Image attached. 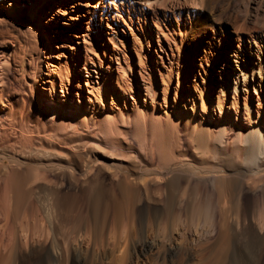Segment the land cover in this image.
Here are the masks:
<instances>
[{
	"label": "rangeland",
	"instance_id": "1",
	"mask_svg": "<svg viewBox=\"0 0 264 264\" xmlns=\"http://www.w3.org/2000/svg\"><path fill=\"white\" fill-rule=\"evenodd\" d=\"M129 1L130 3L127 6L121 0H77L74 3L70 2V7H67L76 9L72 16L77 18V23L81 26L75 32L78 34L77 37H74L70 36L72 32L67 34L61 31L58 32L63 25L51 21L50 17L45 23H40L38 26L35 23V29H27L23 21L24 17L22 18L20 13L21 10L26 9L29 0H0V60H3L4 67L7 68L5 71V78L7 77V79H4L6 85L4 84L2 89V98L7 109H11L12 112H20L22 122L26 123L25 119L28 116H33L34 121L33 123L29 121L31 128H29L28 134L23 135V140L19 138L20 134L15 131L16 128L7 130V134L12 132L11 136L9 135L10 138H8L9 143L17 141L20 148H16L10 153L3 152V154L5 153V157H2L3 166H16L24 169L39 164L48 165V167H52V170L46 171L47 176L57 183L61 182V173L64 172L72 181L70 182L71 192L79 195H77L79 199L78 213L82 214L80 220H83L86 204L79 192L83 188L84 162L92 157H97L100 162L91 168V172L99 174V177L104 179L103 182L108 183V179L112 174H120L114 164L117 160L125 163L137 158L138 155L143 160L150 162L145 148L148 149L154 144L158 133L160 136L164 135V138L168 137L169 139L167 146L169 152L179 142L177 147L179 152L176 154L179 156L173 159L172 156L167 155L168 164L165 168L179 170L180 174L184 175L190 183L188 189L186 188L187 190L185 189L186 191L184 190L182 193L181 199L173 206L174 211L172 210V212L176 218L173 217L172 226L175 230L174 234L176 233L179 236H175V238L179 239L180 242H187L190 250H188L189 258L191 259L186 262L187 264H213L214 259L211 254L214 249L212 245L215 243L216 237L214 236H216V232L209 236L210 240L206 236L203 237L202 234H204L205 228H203L201 218L197 217L189 221L186 206L189 200H197L196 205L200 208L209 207L208 209L214 213L215 219L218 217L220 205H222L221 208L224 211L229 207L228 193L223 191V195H221L222 189L219 188L218 190L217 185L215 186L217 183H212L211 180L215 175H220V173L216 174L217 171H222L220 162L213 157L214 155L212 156V149L214 146L219 149L220 147H226L227 150H225L228 152L233 148V144L238 147L243 146L242 142L235 143L234 138L238 131L242 138L248 132L249 127L246 125L248 114L243 110V106L251 101L254 110L251 115L253 120L256 119V115L260 111L256 104L260 98L259 96L264 93L262 92V89H264V83H262L264 60H259L258 64L253 66L255 70L258 68L261 73L260 83L255 87L256 95L245 93L246 82L238 84L240 88L234 94L232 76L229 77V80L226 78L221 79L220 75L216 73L213 74V70L222 67L220 64L225 62L222 59L217 60L214 40L212 41V37L209 38V36L212 32L216 33L219 26L233 23L242 26L243 24L245 29L250 30L254 37L256 36V46L259 47L264 38V0ZM5 4L9 5L6 6ZM9 8L14 11L17 10V13L14 15V13L9 12ZM86 11L95 13L94 19ZM52 18L58 20L56 16ZM100 18L101 22H99ZM100 28L104 31H99ZM46 29L48 30L46 31ZM238 31L244 35L243 30ZM12 51L16 53L12 54ZM52 51L54 57H52ZM13 59L20 63L17 64ZM5 62L9 64V67L5 65ZM47 63L50 69L57 73L53 77L57 82H61V88L59 85L55 86L57 90L60 89L61 91V93H57L59 99L64 100L68 95L74 99L75 96L71 93L77 91L78 86L81 87L79 88L82 89L84 96L89 91L97 93L108 70L109 74L120 78V83L125 89L133 94L135 93L136 98L138 96L139 103L135 102L136 98H129L127 93L124 97L125 108L122 99L119 100L117 96L112 95L110 97L109 95L108 103L107 101L100 102L98 100L93 112L79 108L80 112H77L82 113L83 123L86 122L85 126L79 119L75 118L74 113L76 112H67L66 107L68 108V105H64L62 102L57 112L59 115L56 116L52 108L47 105L49 102L44 97L47 95H44V91L41 90V86L47 90L50 89V85L46 81L51 79L46 78L48 73ZM230 63L233 65L232 61ZM80 69L83 70V79L80 80L79 85L77 73ZM59 73L62 74L58 75ZM66 75L69 77L64 78ZM86 78L88 82L85 86ZM214 79L216 80V86L212 85ZM142 83H146L149 87L150 95L154 93L153 86H156L159 91V105L149 103L153 105L150 110H155L157 122L160 123L157 125L159 132L154 133L155 135L153 131L150 133V121L152 119L150 111L141 110L139 105L143 104V90L140 91L138 88L139 84ZM180 90L192 93L193 99L197 103L203 101L205 104H214L213 106H215L216 101L224 105L237 103L238 110L236 109L237 112L232 110L230 117L233 119L237 115V118L241 120L240 130L237 129V123L233 119L229 123L230 126L224 128L222 138L214 125L216 119L208 120L207 116L203 119L204 122L201 121L200 123L199 121L197 128L199 130L192 137L195 139L198 132L203 133L202 146L189 143L191 139L188 138V134L182 125H177L174 128L171 124L173 121L166 122V117L174 102V91L179 93ZM165 96H167V99L164 101ZM54 100L57 102V99L54 98ZM177 101L180 103L182 99L177 98ZM137 106L142 116H138V122L135 118V108ZM105 114L110 117L111 123H108V126L104 125L105 128H101L100 122ZM0 118L3 120L5 118L2 112H0ZM249 124L252 125L253 122ZM134 127L136 130H134ZM103 130L104 133H107L105 136ZM137 132L140 134L142 132V144L139 142L140 134ZM30 133L32 134L29 136ZM106 135L110 137H106ZM108 138H111L114 143L125 142L123 144L128 145L130 150L125 152L123 149L116 147L115 144L110 146ZM175 142L177 143L175 144ZM155 157H153L154 160ZM16 163L20 165H15ZM58 164H62L65 169L63 168L60 171L57 167ZM155 164L156 160L151 165L153 168L145 166L144 170L149 173L156 171L158 174L164 172L161 169L156 170L154 168ZM110 165L114 167L110 168ZM262 174L264 172L259 175ZM222 182L218 185L222 186ZM226 184L224 181L223 185L226 186ZM257 193V191H243L240 200L243 207L248 209L249 216H253L254 220L258 222H263L264 210H261L259 204H254ZM222 196L227 199L223 198L222 200ZM143 197L142 194L135 195L134 205L144 208L149 206ZM154 201V205L150 204L151 207L160 208L163 204L162 202L158 203L157 199H154ZM79 222L81 223L79 226L83 224V222ZM72 226L69 231V254L71 255L75 251V245H79L81 249L80 252L77 250L78 253H83V243L80 244L76 241L77 233L79 234L78 224ZM81 228L83 227L81 226ZM81 228L79 231H82ZM197 233L201 234L197 236ZM182 235L184 236L183 239ZM57 237L59 238V235ZM196 237L197 240L195 241L194 238L196 239ZM189 240L194 241L192 243ZM206 247L210 249L206 253L207 260L194 259V256ZM259 259L258 264H264V250Z\"/></svg>",
	"mask_w": 264,
	"mask_h": 264
},
{
	"label": "bare ground",
	"instance_id": "2",
	"mask_svg": "<svg viewBox=\"0 0 264 264\" xmlns=\"http://www.w3.org/2000/svg\"><path fill=\"white\" fill-rule=\"evenodd\" d=\"M76 1L29 0L26 9L21 10L20 15L22 18L24 17L23 21L27 29L34 28L35 23L37 26L40 23H45L50 17L51 21L63 25L58 32H65V34L72 32L70 36L77 37L78 34L75 32L81 26L77 23V18L72 16L76 9L68 8L70 7V2L74 3ZM121 1L125 2V6L130 3L129 0ZM8 11L14 13V15L17 13V10L14 11L10 8ZM86 12L94 19L95 13L91 11ZM55 16L58 17L57 21L55 18H52ZM99 22H101V18ZM52 26L56 27L57 25ZM217 30L216 33L212 32L209 38L212 37V41L214 40V50L217 60L222 59L225 63L220 64L222 67L214 69L213 74L220 75L221 79H229L232 76L234 94L240 88L238 84L246 82L245 93L256 95L255 87L260 83L261 73L258 71V68L255 70L253 66L254 64L257 65L259 60H264V38L263 42L260 41L262 44L257 47L256 36L254 37L250 30L245 29L243 24L242 26L235 25V23L226 24L219 26ZM238 30H243L244 35L242 32L240 34ZM99 31L103 32L104 30L100 28ZM14 53L16 52L12 51V54ZM74 55L76 57L75 53ZM52 57H54L53 51ZM0 61L3 62V60ZM231 61L233 65H231ZM2 62H0V112L5 115V118L4 120L0 118V264H187L186 262L191 260L188 253L189 248L187 242L182 240L184 238L183 235L181 239L183 242L175 238L178 234H174L175 230L172 226L174 215L172 210L174 211V204L181 199L182 193L186 188L188 189L190 183L184 175L180 174L179 170H174V168L168 170L165 168L168 164L167 155L169 157L172 156L173 159L179 156L176 155L179 152L177 149L179 142H175L177 146L169 152L167 151L168 137L164 138V135L160 136L158 133L157 125L160 123L157 122V113L155 110H150L153 106L152 104L159 105L158 88L153 86L154 93L150 95V89L146 83L139 84L138 87L140 91L143 90V104H139L141 110H145V112L150 111L152 115V119L150 118L151 124L149 123L150 133L152 131L153 134L158 133L154 144L150 143L152 145L148 149L145 148L150 162L143 160L138 155L137 158L129 159L130 161L125 163L115 160L116 163L114 164L120 174H112L110 179H108L109 182L104 183V179L99 177V174L91 172V168L99 164L98 158L92 157L86 160L83 164L85 172L83 174V188L79 192L83 196L86 210L83 214V220H80L82 214L78 213L79 195L71 192L70 182L72 181H70V177L64 172L61 173V182L57 183L48 178L46 171L52 168L48 167V165L39 164L24 169L16 166H3L2 157H5V153L3 154V152L10 153V151L20 148L17 141L9 143L8 138H10L9 135L12 132L7 134V130L16 128L15 131H18L20 134L19 138L23 140V135L28 134L29 128H31L29 126L30 122L33 123L34 121L33 116H28L25 119L26 123H24L21 121L19 111L12 112L11 109H7L2 98V89L5 84L4 79H7V77L5 78L7 68L4 67V62ZM14 62L17 63L18 61L14 60ZM74 62L76 63V61ZM5 65L9 67V64L6 63ZM48 65L47 63L46 69L48 73L46 78L51 79L46 81L50 85L51 92L50 89L47 90L43 86H41V90L44 91V95H47L44 96L48 97V99L45 98L49 102L47 105L52 108L56 116L59 115L57 114L58 108L64 103V105H68V108L66 107L67 112H76L74 113L75 118L83 123L84 117L82 113L77 112H80L81 108L86 109L88 112H93L98 100L100 102L107 101L108 103L109 95L110 97L112 95L117 96L119 100L122 99L126 108L124 99L126 94L128 93L127 96L131 99L136 98L135 93L133 94L124 88L120 83V78L109 74L107 70L104 81L97 93L89 91L84 96L81 91L82 89H80L81 87L78 86V90L71 93L77 98L76 100L75 97L73 99L69 95L64 100L62 98L59 99L57 96L61 91L60 89L57 90L55 86L59 85L61 88V82H57L53 77L57 73L53 69H50ZM82 71L80 69L77 73L79 85L80 80L83 79ZM61 74L59 73L58 75ZM68 77V75L64 76V78ZM87 82L86 78L85 86ZM262 83H264V74L262 75ZM212 85L216 86L215 79ZM262 92H264V89H262ZM259 97L256 106L260 111L257 113L256 119L253 120L251 117L254 111L251 101L243 106V110L248 114L247 123L245 122L249 127L248 132L242 138L239 134L240 132L237 130L238 132L234 138L235 143L242 142L243 146L238 147L233 144V148L227 152L226 147H220L219 149L213 145L212 156L214 155L213 157L220 162L222 171H217L216 174L220 173V175H215L211 180L212 183H217L215 186L217 185L216 188L218 190L219 188L220 190L222 189L221 195H223V191L228 193L229 207L224 211L221 208L222 205L219 204L218 217L215 219L214 213L208 209L209 207H198L196 205L197 200L195 201L194 199L187 202L186 212L189 221L197 217L201 218L203 228H205L202 236L204 235L203 237L209 238L212 233L216 232V236H214L216 237L215 243L212 245L214 249L211 254L214 259L213 264H258L264 250V221L258 222L254 220L253 216H249L248 209L243 207L240 200V195L243 191H257L258 195L254 199V204H259L261 210H264V174L259 175L264 172V93ZM54 98L57 99V102ZM177 98L182 99V102L179 103ZM165 99H167V96L164 97V101ZM193 100V95L189 91L180 90L179 93L174 91V102L170 107L171 111L168 112L166 117L167 123L173 121L171 124H173L174 128L177 125L183 126L188 134V138L191 139L189 143L202 146L203 133L198 132L195 139L192 137L199 130L197 129L199 121L201 123L207 116L208 120L216 119L214 125L222 138L224 128L230 126L229 123L233 119L237 123V129L241 126L242 122L237 118V115L233 119L230 117L232 110L237 112V103L233 102L229 105H224L216 101L215 106H213L214 104H205L203 101L197 103ZM135 102L139 103L138 96ZM135 110V118L136 122H138V116H141L138 106ZM170 116L171 118H169ZM136 122L134 121V123ZM207 122L209 123L210 121ZM251 122H253L252 125L249 124ZM85 123H83V126H85ZM108 123H111L110 117L105 114L100 122L101 128ZM135 127L137 128L136 125ZM135 127L134 130H136ZM32 128L34 127L32 126ZM101 128L100 130H102ZM138 129L140 130V128ZM138 129L137 131H139ZM104 130L102 132L105 136L107 133H104ZM142 137L141 132L139 136L140 141L138 140L140 144H142ZM107 140L110 146L115 144L116 147L123 149L125 152L130 150L128 145L123 144L125 142L114 143L111 138ZM154 156H156L154 168L164 171L160 174L156 171L149 173L144 170L145 166L152 167L151 165L155 161ZM146 161L148 162L146 163ZM59 162L61 163V161ZM15 165L20 164L16 163ZM57 167L60 171L64 168L62 164H58ZM112 167L114 166L110 165V168ZM224 181L227 183L226 186L223 185ZM220 182H222L221 185L223 187L218 185ZM137 194H142L149 206H145L144 208L134 205L133 199H135L134 196ZM223 198L225 197L222 196V200ZM154 199H157L158 203H163L161 207L158 206L160 208L151 207L150 204L154 205L155 203ZM79 221L83 222L80 226L79 224L81 223ZM77 224L79 226L77 228L83 227L81 228L82 231L77 229L79 234L77 233V238L75 237L78 243H83V253H78L77 250L80 252L81 249L79 245H75V251L70 255L69 231L71 225L74 227ZM197 234L199 236L201 233ZM57 235H59L60 239ZM194 240L196 241L197 237ZM194 240H189V242L193 243ZM209 250L206 247L195 255L194 259L207 260L206 253Z\"/></svg>",
	"mask_w": 264,
	"mask_h": 264
}]
</instances>
